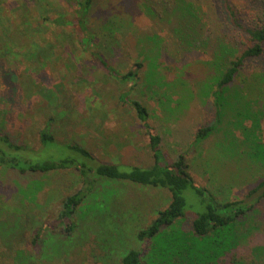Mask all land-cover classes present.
<instances>
[{"label": "rangeland", "instance_id": "obj_1", "mask_svg": "<svg viewBox=\"0 0 264 264\" xmlns=\"http://www.w3.org/2000/svg\"><path fill=\"white\" fill-rule=\"evenodd\" d=\"M184 1L186 10L192 5L198 32L188 15L169 13L173 0H93L86 21L98 37L95 52L122 76L142 63L136 82L103 69L89 52V38L82 45L71 27L52 24L59 16L72 20L73 8L66 1L0 0V135L33 151L25 153L27 158L43 159L44 153L35 154L42 148L40 132L49 126L61 145L79 144L101 162L138 167L153 165L150 138L156 135L166 160L186 155L196 185L218 202L243 199L264 178V161L254 160L264 147V54L246 61L240 80L224 95L227 106L217 132L202 142H196V134L216 122L212 94L217 78L230 60L252 46L247 30L260 21L264 0H230L233 16L225 0ZM143 2L151 12L143 11ZM177 33L187 47L176 42ZM162 49L165 56L157 61ZM224 51L227 60H218L222 55L216 54ZM133 101L146 107L148 126L139 120ZM4 146L0 141V150ZM61 148L56 157L66 154ZM103 184L115 194L109 212L84 215L79 210L71 236L50 231L34 242L45 222L58 224L59 204L78 188L79 176L21 175L0 168V264H119L128 250L144 248L147 244L137 242L136 233L168 203L169 192ZM184 197L188 213L175 227L191 233L195 215L189 211L204 207L192 191ZM254 212L247 227L257 231L238 248L246 264L252 248H264V200ZM258 259L264 264L262 256Z\"/></svg>", "mask_w": 264, "mask_h": 264}, {"label": "trees", "instance_id": "obj_2", "mask_svg": "<svg viewBox=\"0 0 264 264\" xmlns=\"http://www.w3.org/2000/svg\"><path fill=\"white\" fill-rule=\"evenodd\" d=\"M63 1L72 6L74 16L69 21L63 16H59L52 24L57 27H71L81 44L82 39L89 38L88 43L92 50L89 52L98 59L100 66L108 73L123 80H136L138 82L139 78L137 77L139 70L143 68L142 63L135 64L128 75L122 76L110 66V63L101 57L99 52H95V47H97L95 46L97 44L95 40L98 37L89 31L86 21L87 15L92 9L93 0ZM173 1V10L169 13L173 14L177 11L180 14L188 15L189 25L193 23L190 27L198 32L200 26L198 20L194 21L196 16L193 13L192 5L188 6L189 9L186 10L187 4L184 0ZM229 1L225 0L226 9L233 16L234 12L229 5ZM140 5L143 11L148 10L151 12L149 4L143 2ZM43 20L48 22L47 18ZM17 28L21 31L23 23ZM176 32H178L177 29ZM247 34L253 44L239 56L230 60L228 62L229 66L217 78L216 89L212 94L216 108V122L214 125L208 124L199 128L196 134V142H202L217 132V128L223 124L222 119L227 106L223 104V102H226V93L228 91L231 93L235 82L240 80L241 70L245 66L246 61L263 56L264 13L257 25L247 30ZM179 35L177 33L176 42L181 47H187L186 45L182 46V40L178 39ZM84 52H87V48ZM164 53L162 49L157 61L164 58ZM216 55L217 57L222 55L218 60H227L225 51L222 53L218 52ZM147 58L151 59V55H148V52L146 53ZM157 71L158 73L160 72L159 68H157ZM148 81L151 82V79H148ZM242 84L245 86V83ZM236 92L238 99L239 91L236 90ZM262 100L264 101V92ZM132 105L139 120L148 126V111L146 107L138 101H133ZM239 116H241V113H239ZM259 122V119L256 120L255 128H258ZM217 124H219L218 127ZM48 127L40 132L42 148L35 154V156L40 157L44 153V156H41L43 159L36 158L32 160L27 158L25 153L33 151L27 147L13 144L9 137L0 135V141L5 143V149L0 150V168L15 171L21 175L74 172L78 174L80 179L78 188L66 195L59 204L56 220L58 224L54 227L51 222H45L36 231L34 242L50 233V231L52 234L71 236L77 229L74 215L79 210L84 215L91 213L96 215V212L103 214L107 210L109 212V209L114 206L115 194L112 191V193L110 191L107 193L106 186L103 183H124L166 190L169 192L170 198L163 208L156 211V215L149 226L136 233L137 242L146 243L147 245L141 249H130L125 252L121 256L119 264H246L239 260L238 248L244 244L254 231H257L247 227V222L264 200V178L243 199L220 203L208 189L201 185H196L197 183L192 174L191 166L187 162L186 155L180 154L172 163L166 160V157L158 150L160 138L156 135H151L150 138L151 148L155 151L153 165L150 167H138L101 162L90 150L79 144L61 145L50 133ZM246 131L249 133V130L246 129ZM246 141L249 142L248 134ZM62 146L61 150L64 149L66 154L63 156V153H61V157H56V155H59L60 147ZM47 153L52 155L45 158ZM254 160L257 162L264 161V147L261 148L260 153L256 154ZM187 190L192 191L204 207L202 212L189 211L195 215L192 221L191 233H185L175 227V225L182 223L188 213L186 212V199L184 197V193ZM62 227L64 232L60 233L59 230ZM56 230H58L57 233ZM250 254L253 255V258L251 257L248 264H263L258 259L259 256L264 258L263 247L252 248Z\"/></svg>", "mask_w": 264, "mask_h": 264}]
</instances>
